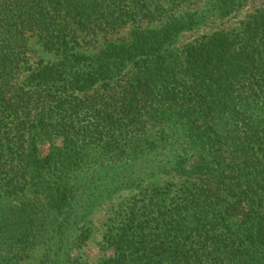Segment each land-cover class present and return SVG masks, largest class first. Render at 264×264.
<instances>
[{"label": "trees", "instance_id": "1", "mask_svg": "<svg viewBox=\"0 0 264 264\" xmlns=\"http://www.w3.org/2000/svg\"><path fill=\"white\" fill-rule=\"evenodd\" d=\"M181 1L0 0V264H68L108 204L99 264H264V10L173 49Z\"/></svg>", "mask_w": 264, "mask_h": 264}, {"label": "rangeland", "instance_id": "2", "mask_svg": "<svg viewBox=\"0 0 264 264\" xmlns=\"http://www.w3.org/2000/svg\"><path fill=\"white\" fill-rule=\"evenodd\" d=\"M215 7L218 9L216 10ZM211 8L213 10L209 11ZM258 9L264 10V0H229L228 3L220 2V0L181 1L170 10V15H175L181 19H189L193 15L198 16L201 13H206L207 15L203 20L195 17L194 19H197V23L192 28L180 30L171 47L173 49H182L185 45L195 42L202 35L212 34L221 30L231 31L236 29ZM142 25L149 29H155L162 27L163 24L155 22L151 24L143 23ZM132 31L133 27H126L114 35V40L119 43L128 42L132 37ZM30 47L29 55L34 66L37 65L36 63L41 58H44L47 62H52L56 59V55L44 49L42 44L35 38L31 39ZM47 148V146H42V153ZM122 194L126 197L127 191ZM111 207L108 204L94 215L91 237L73 249L67 262L68 264H99L108 256L110 250L105 235L107 217L111 213ZM43 254L44 252L36 250L31 257L17 264H40ZM48 257H45V264H53V257L49 259Z\"/></svg>", "mask_w": 264, "mask_h": 264}]
</instances>
